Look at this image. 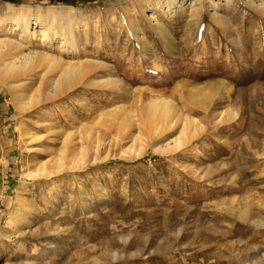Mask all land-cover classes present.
<instances>
[{"label": "rangeland", "instance_id": "rangeland-1", "mask_svg": "<svg viewBox=\"0 0 264 264\" xmlns=\"http://www.w3.org/2000/svg\"><path fill=\"white\" fill-rule=\"evenodd\" d=\"M10 4L79 9L90 26L77 39L103 63L20 118L0 83L8 107L0 111V231L22 184L29 222L0 237V264H264V12L234 0L220 9L223 30L208 14L197 23L177 14L166 41L142 18L145 0H0V10ZM1 14L0 25L11 20ZM29 45L53 52L38 38ZM107 74L120 83H89ZM21 91L38 90L28 82ZM155 98L173 106L160 136L140 121ZM107 110L111 125L101 119ZM185 122L184 146L161 152ZM131 143L141 154L123 152ZM61 154L60 173L24 177L44 162L51 171Z\"/></svg>", "mask_w": 264, "mask_h": 264}, {"label": "bare ground", "instance_id": "bare-ground-1", "mask_svg": "<svg viewBox=\"0 0 264 264\" xmlns=\"http://www.w3.org/2000/svg\"><path fill=\"white\" fill-rule=\"evenodd\" d=\"M145 1L146 5H144L141 10L142 18L147 21L152 27H154L166 41L174 39L168 27V22L173 20L174 16L177 14H187L188 23H191L192 21L194 23L201 22L204 19V16L208 14V16L218 25H220L223 30V28H226L227 26L225 24L226 19H224V17L220 13V9L227 8L234 2V0ZM242 1L256 12H264V0ZM0 12L2 13L1 15H4V17L7 15L11 16V20L8 23L0 25V83L5 84L11 94L12 104L15 108V117L20 118V115L34 109V107H36L37 105L39 106V104L43 102L46 103L49 100L53 101V99L65 95L70 89L81 84L85 80V78H87L86 76L92 68L98 67L101 63H103L97 58L86 56L84 46H82L77 39L79 34L88 35L90 26L85 18H76L77 13L82 14L79 9H76L72 6L58 5L46 8L39 7L36 10H32L30 7H27L25 5L15 6L10 4L7 6V9L0 10ZM133 31L137 36H140V38L144 40V33L139 24V21L137 20L133 22ZM230 36L232 38L230 39L232 41H235L236 45L237 43H242L241 36L238 33H234ZM32 38L40 39V41L47 44L48 48L53 52H48L43 48V46H40L42 47L41 49L33 51V49H30L29 45L30 39ZM5 60H8V62H5ZM54 71H58L59 75L48 76ZM113 77L114 76H110L107 74L105 77L99 76L91 78L89 83L91 84V86L93 84V87H101L108 84L115 85L120 83L115 79V77ZM88 79L89 78H87V80ZM28 82H31L37 86L38 91H36V94L25 95L21 91L22 85ZM110 86L108 85V87ZM118 86L119 85H117L116 87L118 88ZM196 90V95L199 97V99H202L204 96L203 90ZM81 102L83 101L81 100ZM145 106L146 109L142 113L140 121L144 123L147 130L149 131L148 133H150V136H153L155 134L158 135V133L161 132L163 133V131L168 126L169 120L173 114V106L171 101L169 99L155 98L148 100ZM116 107L122 108L125 106L120 104L118 106L116 105ZM108 111L110 110H107V112H103L101 114V119L105 117L106 122H109L110 124L113 123L112 121H114V117ZM179 117L181 116L179 115L174 117L175 119L172 123H176L179 120ZM183 118H185V116H183ZM187 119L188 118L186 117L185 120ZM171 120H173V118ZM187 126L189 125L187 122H185L179 132V135L165 145L159 146L158 149L161 152H174L175 150H178L182 146H184L188 132ZM84 127L85 129H87V126ZM38 138L39 137H35V140ZM67 138L69 140L68 136ZM134 138V141L140 140L138 139V137H133V139ZM136 145L132 144L129 147L126 146L127 148L123 149V152L134 153L137 155L141 154L142 148L137 147ZM62 154H64V151ZM62 154L54 159V162H52L53 166L51 167H53L54 171L53 169L51 171L53 172L49 170V163L44 162L43 166L41 165L42 167L37 168V171L30 170L28 172H24V177L36 179L40 178L41 176L50 177L55 173H60L64 170V167L66 165ZM81 161L82 158H78L77 162H74L76 163V165H79ZM67 165L69 168H73V163ZM23 189L24 187L22 184V187L18 191L19 194L17 196V202L7 218V227L0 231L1 238L12 239L14 237L12 229H17L20 225H26L27 223H29L27 218L28 216H25V214L23 215L22 213V209L25 207V200L22 192ZM32 232H34V230L28 229V231L25 230L24 232H21L20 235L23 236L27 233L32 234Z\"/></svg>", "mask_w": 264, "mask_h": 264}, {"label": "crops", "instance_id": "crops-1", "mask_svg": "<svg viewBox=\"0 0 264 264\" xmlns=\"http://www.w3.org/2000/svg\"><path fill=\"white\" fill-rule=\"evenodd\" d=\"M7 105L4 100L1 99L0 97V111L3 112L4 114L7 113Z\"/></svg>", "mask_w": 264, "mask_h": 264}, {"label": "trees", "instance_id": "trees-1", "mask_svg": "<svg viewBox=\"0 0 264 264\" xmlns=\"http://www.w3.org/2000/svg\"><path fill=\"white\" fill-rule=\"evenodd\" d=\"M58 1H61V0H58Z\"/></svg>", "mask_w": 264, "mask_h": 264}]
</instances>
